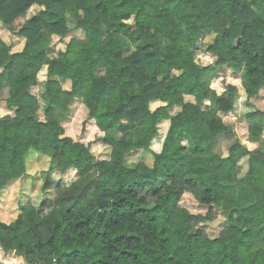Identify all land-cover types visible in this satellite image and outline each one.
<instances>
[{
	"label": "trees",
	"instance_id": "1",
	"mask_svg": "<svg viewBox=\"0 0 264 264\" xmlns=\"http://www.w3.org/2000/svg\"><path fill=\"white\" fill-rule=\"evenodd\" d=\"M34 5L39 13L13 31L22 50L0 39L7 87L0 195L26 176L30 152L48 156L49 167L37 206L21 207L11 223L0 220V247L8 252L13 244L18 256L43 264H264V112L244 117L255 149L235 138L225 155L212 153L220 136L234 135L217 114L233 111L237 87L217 94L210 86L224 67L240 79L248 105L264 89V0H0V25L12 30ZM67 15L79 16L82 39L70 36ZM208 35L213 66L201 67L195 41ZM65 38L63 53L47 62L57 79L46 82L42 108L29 91L37 60ZM76 100L86 110L82 130L95 121L108 159L65 134ZM152 102L162 105L151 110ZM164 120L167 134L154 153ZM137 152L150 153L151 164H130ZM68 170L75 179L67 186L52 179ZM184 196L205 213L183 207ZM231 202L252 207L246 228L228 221L221 207ZM220 215L223 228L210 237L204 225Z\"/></svg>",
	"mask_w": 264,
	"mask_h": 264
},
{
	"label": "rangeland",
	"instance_id": "2",
	"mask_svg": "<svg viewBox=\"0 0 264 264\" xmlns=\"http://www.w3.org/2000/svg\"><path fill=\"white\" fill-rule=\"evenodd\" d=\"M39 7L34 6L29 9L24 17H21L15 21L12 25V30L0 25V39L6 44L10 45L12 52H19L22 50L24 45V40L16 37L13 33L19 30L27 19L36 16L39 13ZM79 16H66V25L69 29H73L70 36L82 39L83 33L80 30H76V22ZM129 26L133 25V19L127 21ZM14 31V32H13ZM66 38L54 41L53 47L48 51L43 58L37 60L40 64L39 70L35 73L30 87V93L35 96L42 108L45 107V85L48 80H56L54 76H50L47 72V62L53 58H58L61 53L65 50ZM212 41V36L199 37L195 41L194 52L196 63L201 67L213 66L214 58L212 54L207 51L208 45ZM2 69L0 68V73ZM226 84H232L237 87V94L235 96L234 109L231 113L227 115H222L224 123L228 126L233 127L234 135L229 134L227 136H220L212 145V153H218L221 155L226 154V150L229 145L238 138L242 145L246 148L253 150L256 148V144H252L247 141V124L245 122V115L249 112L259 110L264 112V89L261 90L259 96L255 99L250 100L248 105L246 102V95L241 88L240 79H237L224 67L217 68L214 78L211 81V88L216 91L217 94L224 92ZM63 87L65 89L70 88V82H66ZM7 87L5 85V78L0 77V100L6 96ZM194 101L199 102L200 97L198 92L194 94ZM161 103L156 102L150 105L151 110L160 106ZM4 104L0 102V114L5 111ZM43 120V117H39ZM86 120V110L81 104L80 100H76L71 106L66 119L63 121L62 126L65 130L67 136L72 137L74 140H79L87 144L90 148L91 154L97 160H106L109 158L110 150L107 146L103 144V133L99 131L95 121H90L85 124L84 130L83 124ZM168 127L164 121L157 124V136L154 137L150 144V149L154 153H158L160 146H162L163 141L166 137ZM264 138V132H263ZM184 146L189 149L192 147V142L188 138L182 140ZM138 160H143L147 164H151L150 153H133L129 156L128 162L133 164ZM209 167L213 166V160L208 162ZM242 174L246 171V161L241 162ZM49 167V157L43 154L30 152L26 158V176L19 181L12 183L5 190L2 191L0 195V220L4 223L13 222L21 211V207L25 205H35L37 202L34 200L42 199L41 193V182L43 180V172L47 171ZM42 173V174H40ZM52 179L55 182H59L62 186H67L75 179V171L68 170L64 173H54L52 174ZM242 196L244 193L241 192ZM181 205L187 208L191 213H205L200 208H197L192 204V199L189 196H184ZM223 212L227 215L229 222L234 223L242 228H246L249 222L252 207L245 208L243 205L237 206L235 203H227L221 207ZM223 218L217 216V218L204 225L205 231L210 237H214L219 234L223 228ZM13 244H10L8 252H5L0 247V264H28L26 259L22 257H17L16 248H13Z\"/></svg>",
	"mask_w": 264,
	"mask_h": 264
},
{
	"label": "crops",
	"instance_id": "3",
	"mask_svg": "<svg viewBox=\"0 0 264 264\" xmlns=\"http://www.w3.org/2000/svg\"><path fill=\"white\" fill-rule=\"evenodd\" d=\"M34 6H35V5H34ZM34 6H32V7H34ZM32 7H31V8H32ZM31 8H30V9H31ZM243 91H244V90H243ZM152 103H156V102H152ZM152 103H151V104H152ZM159 103H160V102H159ZM151 104H150V105H151ZM161 105H162V103H161ZM161 105H160V106H161ZM156 108H157V107H156ZM150 109H151V108H150ZM152 110H153V109H152ZM230 113H231V112H230ZM227 114H229V113H227ZM227 114L218 113L217 116H218V118H220L221 121L224 123V121H223V119H222V115H227ZM164 122H165V124L167 125V127H169V121L164 120ZM224 124H225V123H224ZM225 125H226V124H225ZM227 126H228V125H227ZM252 144H254V143H252ZM161 148H162V146H160V149H159L160 151H161ZM160 151H159V152H160ZM159 152H158V153H159ZM17 257H20V256H17ZM22 259H24V258H22ZM27 263H28V264H43V263H41L40 261L35 260V259H29V260L27 261Z\"/></svg>",
	"mask_w": 264,
	"mask_h": 264
}]
</instances>
